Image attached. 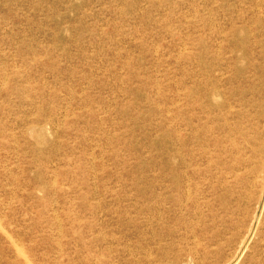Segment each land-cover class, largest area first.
I'll use <instances>...</instances> for the list:
<instances>
[{"label": "rangeland", "instance_id": "rangeland-1", "mask_svg": "<svg viewBox=\"0 0 264 264\" xmlns=\"http://www.w3.org/2000/svg\"><path fill=\"white\" fill-rule=\"evenodd\" d=\"M258 261L264 0H0V264Z\"/></svg>", "mask_w": 264, "mask_h": 264}, {"label": "bare ground", "instance_id": "bare-ground-1", "mask_svg": "<svg viewBox=\"0 0 264 264\" xmlns=\"http://www.w3.org/2000/svg\"><path fill=\"white\" fill-rule=\"evenodd\" d=\"M252 201V200H251ZM253 236V235H252ZM240 236L239 235H236V236H234V237H232L231 239H229V241H228V244L229 245H232V244H235L236 243V241H240L241 239L239 238ZM251 237V236H250ZM239 241L237 242V243H239ZM15 247V246H14ZM218 256L219 257H223V252H222V250H218ZM256 264H263V261H258V262H256Z\"/></svg>", "mask_w": 264, "mask_h": 264}]
</instances>
